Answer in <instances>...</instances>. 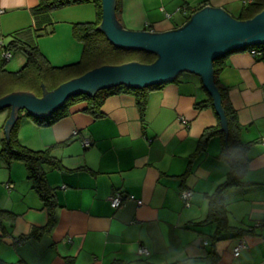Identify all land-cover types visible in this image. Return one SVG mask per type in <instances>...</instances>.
Listing matches in <instances>:
<instances>
[{
	"label": "crops",
	"instance_id": "1",
	"mask_svg": "<svg viewBox=\"0 0 264 264\" xmlns=\"http://www.w3.org/2000/svg\"><path fill=\"white\" fill-rule=\"evenodd\" d=\"M40 2L0 0V53L12 41L26 40L52 66L79 60L82 46L73 39L71 27L94 22L93 5L53 11L50 21L43 22L33 12ZM118 2L125 30L161 33L178 29L206 5L236 18L250 0ZM42 30L45 34L35 38ZM10 52L11 72H16L26 58ZM216 69V84L226 90L239 126L238 159L245 165L243 176L221 194L218 221L208 214L209 198L226 182L229 169L221 156V137H211L204 152L193 162L190 158L203 132L220 128V121L211 107L197 108L212 97L199 76L184 72L151 90L142 112L133 94L120 93L104 100L97 118L83 111L85 104L72 106L50 126L36 124L25 111L18 113V143L31 151H48L57 163L43 166L53 222L48 229L49 212L32 189L23 163L6 166L0 159V212L8 213L0 232V261L264 264V56L236 51ZM9 113L8 108L0 111V150ZM83 141L91 145L84 147ZM186 190L191 192L188 206L180 196ZM116 192L127 198L112 209L109 200ZM239 241L246 248L234 257ZM141 248L148 254H139Z\"/></svg>",
	"mask_w": 264,
	"mask_h": 264
},
{
	"label": "trees",
	"instance_id": "2",
	"mask_svg": "<svg viewBox=\"0 0 264 264\" xmlns=\"http://www.w3.org/2000/svg\"><path fill=\"white\" fill-rule=\"evenodd\" d=\"M82 4H91L95 8L96 20L90 23H77L71 27V34L75 41L81 44L82 51L79 60L71 65L63 67H54L40 52L39 48L32 42L26 40L12 41L8 45V51L21 52L26 62L24 66L16 72H10L5 69L8 61H5L0 56V98L13 92H28L37 97L42 95V86L47 91H52L61 84L68 82L74 78L80 77L84 73L101 66H117L129 62H138L141 64H151L156 60V55L139 50L120 49L113 46L105 37L103 33L98 31L97 27L101 22V2L100 0H41L38 6L34 9L36 18L43 20V22L50 21L49 14L53 11ZM264 9V0H250L245 5L238 16L237 20H248L253 18L256 14ZM120 6L117 0L115 14L118 21ZM189 18L187 19V21ZM45 33H43L44 35ZM40 32L35 33V38L40 37ZM258 49L264 56V46H253L240 50ZM237 50V51H240ZM236 52V51H233ZM230 52V53H233ZM228 53V54H230ZM213 62L214 82L219 69L216 66L219 62L227 56ZM167 84V83H165ZM165 84L154 85L145 88H127L123 85L105 88L98 90L93 96L87 94H78L66 99L64 104L49 117L44 119H37L29 114L27 116L36 124L40 126H50L57 121L65 118L69 114V109L76 104H85L83 111L94 118L101 116L100 108L104 100L112 95L120 93H131L135 96L137 105L141 112L145 107L147 96L153 89L162 88ZM217 86V84H216ZM221 96V105L227 121L228 136L227 141H224V133L216 128H209L205 130L199 140L198 147L190 158L193 162L202 152L209 139L215 135H219L222 140L221 156L225 158L228 164L227 180L220 185L214 194L209 198V219L218 221L220 209L222 210V192L235 185V183L243 176L245 165L238 159L240 153V143L238 140L239 126L237 124L235 113L226 100V90L218 87ZM212 106V99L208 104H199L197 108ZM217 116V114L215 113ZM20 115L18 117V120ZM218 119V117H217ZM18 120L13 125L9 133L8 141L4 140L0 150V159L6 166H10L13 162H21L25 166L26 177L31 182L32 189L38 195L40 200L47 207L49 212L48 229L53 222V203L52 195L48 190L45 179L43 166L49 164L50 166H57V163L49 156L48 151H31L18 143L17 129ZM227 146V152H224ZM8 213L0 212V232L3 231V217ZM0 264H3L0 261Z\"/></svg>",
	"mask_w": 264,
	"mask_h": 264
},
{
	"label": "water",
	"instance_id": "3",
	"mask_svg": "<svg viewBox=\"0 0 264 264\" xmlns=\"http://www.w3.org/2000/svg\"><path fill=\"white\" fill-rule=\"evenodd\" d=\"M101 22L97 27L115 47L155 54L151 64L129 62L117 66H101L80 77L65 82L52 91L42 86V95L13 92L0 98V111L10 109L2 127L4 138L20 111L44 119L57 111L69 97L78 94L93 96L98 90L123 85L145 88L174 82L184 72L202 80L212 97V104L224 132L228 136L227 121L221 96L214 82L213 62L222 56L253 46H264V9L248 20H237L221 8L205 6L191 14L178 29L165 32L125 30L116 18L117 0H100ZM227 152V146L225 147Z\"/></svg>",
	"mask_w": 264,
	"mask_h": 264
},
{
	"label": "built area",
	"instance_id": "4",
	"mask_svg": "<svg viewBox=\"0 0 264 264\" xmlns=\"http://www.w3.org/2000/svg\"><path fill=\"white\" fill-rule=\"evenodd\" d=\"M181 12L185 13L187 12L186 9L182 8ZM249 50V53L252 57H260L262 55V53L258 50V49H248ZM0 56L3 60L5 61H9L11 59V52L8 51V50H2L1 53H0ZM183 124H185L186 122L185 121H182ZM260 142L261 144L264 145V137L260 139ZM91 144L89 141H83V146L84 147H89ZM6 188H11V185H6ZM191 195V192L190 191H182L180 196L182 198V200L185 202L186 206H188V199ZM127 197L121 193H118L116 192L109 200V205L112 209H117L119 208L124 200L126 199ZM246 248L245 244L243 241H239L237 243V245L233 248V251H232V254L234 257H237L240 252L242 250H244ZM139 254H143V255H147L148 252L146 249L144 248H141L139 249Z\"/></svg>",
	"mask_w": 264,
	"mask_h": 264
},
{
	"label": "rangeland",
	"instance_id": "5",
	"mask_svg": "<svg viewBox=\"0 0 264 264\" xmlns=\"http://www.w3.org/2000/svg\"><path fill=\"white\" fill-rule=\"evenodd\" d=\"M43 30L42 31H40V35L42 36L43 35ZM68 61H70V60H68ZM78 60H72V62H66L65 64H58V65H54L55 67H63V66H66V65H71V64H74V63H76ZM11 62V59H10V61H8L7 62V64H6V67H5V69L7 70V71H13V69L14 68H11V65L9 64ZM15 71V70H14Z\"/></svg>",
	"mask_w": 264,
	"mask_h": 264
}]
</instances>
